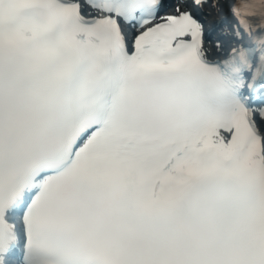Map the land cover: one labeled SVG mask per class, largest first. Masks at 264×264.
<instances>
[{"label":"snow or ice","instance_id":"obj_1","mask_svg":"<svg viewBox=\"0 0 264 264\" xmlns=\"http://www.w3.org/2000/svg\"><path fill=\"white\" fill-rule=\"evenodd\" d=\"M85 3L0 0V264H264V0Z\"/></svg>","mask_w":264,"mask_h":264},{"label":"bare ground","instance_id":"obj_2","mask_svg":"<svg viewBox=\"0 0 264 264\" xmlns=\"http://www.w3.org/2000/svg\"><path fill=\"white\" fill-rule=\"evenodd\" d=\"M217 1H218V3H217L216 10H221V9H222V10L225 12V16H226V17H229L230 14H229V9H228L227 7H228V3H229L230 0H215V2H217ZM171 14H177V9H176V7L172 8V10H171ZM206 48L209 50V56H211L212 58L217 57L216 54H213V52H212V50L210 49V47H208V46L206 45ZM224 51H225L224 48H218V49L215 51V53H217V54H223ZM261 122H262V124H264V120H262Z\"/></svg>","mask_w":264,"mask_h":264}]
</instances>
